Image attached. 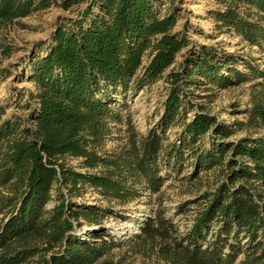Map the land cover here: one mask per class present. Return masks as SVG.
<instances>
[{
	"label": "trees",
	"instance_id": "16d2710c",
	"mask_svg": "<svg viewBox=\"0 0 264 264\" xmlns=\"http://www.w3.org/2000/svg\"><path fill=\"white\" fill-rule=\"evenodd\" d=\"M80 1L0 0V27L53 5L70 11ZM158 1L93 0L59 26L46 55L32 64L38 107L31 119L3 121L0 104V264H117L114 251L125 244L146 248L163 264H264V134L232 140L264 133V70L221 47L191 51L181 71L170 72L156 127L140 135L126 120V146L105 150L112 125L123 119L109 107L113 95L155 84L189 46L175 33L176 11L160 16ZM222 2L224 10L214 13L220 34L262 48L264 0ZM247 83L253 84L246 121L230 126L203 107L188 121L194 103L184 88L207 93ZM177 126L178 140L165 145L163 136ZM191 161L193 177L213 171L221 179L196 201L187 232L157 210L139 224L140 235L120 242L103 226L118 216L114 209L76 201L88 190L121 205L159 194L164 166L181 170ZM84 227L98 230L83 240L76 231Z\"/></svg>",
	"mask_w": 264,
	"mask_h": 264
},
{
	"label": "rangeland",
	"instance_id": "374dc122",
	"mask_svg": "<svg viewBox=\"0 0 264 264\" xmlns=\"http://www.w3.org/2000/svg\"><path fill=\"white\" fill-rule=\"evenodd\" d=\"M93 0H81L70 11H64L58 6H51L47 10L35 12L27 18L19 19L9 26L0 27V104L6 108L3 121L13 118L31 119L37 109V103L31 99L35 92L31 82L32 64L36 58L46 55L59 26L78 19L80 15L91 8ZM96 3L99 0H94ZM223 1V0H222ZM222 1L218 0H160L156 2L158 14L166 16L175 10L178 23L175 33L187 38L188 48L182 51L173 66L163 77L153 85L130 89L126 94L118 91L108 102L115 114H121L122 122L112 125V134L107 141L106 151H117L128 143L130 132L126 120H131L134 131L140 135H147L163 117L165 103L170 89V72H180L186 57L192 55L202 46L221 47L227 53L236 54L244 60L264 70V45L250 47L235 34L221 33L217 29L214 13L224 10ZM98 8L95 10L97 14ZM82 19V18H81ZM91 19V18H90ZM89 19V20H90ZM88 20V21H89ZM88 26H86L87 28ZM10 49V56L6 50ZM152 57L148 54L144 58V67L148 66ZM240 71L245 66L239 65ZM247 83L234 85L228 89H214L203 93L194 87L184 88L186 94L194 103L188 121L193 117L198 107H203L220 122L234 125L237 121H246L245 112L251 107V85ZM211 95V96H208ZM183 131L177 126L165 133L163 142L169 145L178 140ZM264 134L263 131L239 133L232 138L236 141L247 135ZM210 146L209 139L206 140ZM70 165L79 167V161L69 159ZM188 162L181 170L164 166V186L159 194L145 196L140 200L121 205L119 202H108L97 192L88 190L82 199L76 200L87 205H102L111 207L116 212L113 218L105 222L104 228L114 239L128 243L135 235H140L139 224L147 218L154 217L157 210H163L168 219L174 221L181 232H187L196 218V201L207 192L214 191L218 185L219 172H203L193 177L194 167ZM176 163H173L175 166ZM150 195V196H149ZM55 201L50 207H54ZM189 209L184 213L185 209ZM91 234L98 230L84 227ZM87 235H79L83 240ZM116 249L113 259L117 264H163L156 254L151 255L146 248L139 245L125 244Z\"/></svg>",
	"mask_w": 264,
	"mask_h": 264
},
{
	"label": "water",
	"instance_id": "95a60500",
	"mask_svg": "<svg viewBox=\"0 0 264 264\" xmlns=\"http://www.w3.org/2000/svg\"><path fill=\"white\" fill-rule=\"evenodd\" d=\"M77 235H86L88 233V230L86 229H80L76 231Z\"/></svg>",
	"mask_w": 264,
	"mask_h": 264
}]
</instances>
